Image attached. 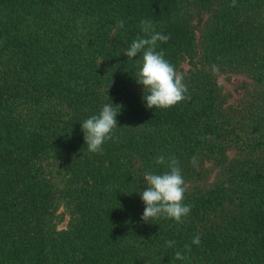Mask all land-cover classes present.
I'll return each instance as SVG.
<instances>
[{
    "label": "trees",
    "instance_id": "16d2710c",
    "mask_svg": "<svg viewBox=\"0 0 264 264\" xmlns=\"http://www.w3.org/2000/svg\"><path fill=\"white\" fill-rule=\"evenodd\" d=\"M232 2L0 0V264H264V0ZM142 20L170 36L156 50L190 101L146 107L142 53L125 54ZM226 71L251 79L238 104L217 81ZM105 104L118 127L92 153L81 124ZM160 155L179 161L183 224L142 220Z\"/></svg>",
    "mask_w": 264,
    "mask_h": 264
},
{
    "label": "clouds",
    "instance_id": "9594fccd",
    "mask_svg": "<svg viewBox=\"0 0 264 264\" xmlns=\"http://www.w3.org/2000/svg\"><path fill=\"white\" fill-rule=\"evenodd\" d=\"M235 3L236 0H233L232 6H235ZM118 25L123 28L124 21H119ZM141 31L144 36L133 40L125 54L131 59L142 53L143 63L137 73L136 81L144 88L143 100L146 102V107L170 109L182 101H190L191 96L184 83V76L165 59L162 51L156 50L157 42L166 43L170 36L155 32L153 24L148 20L141 21ZM213 69L215 70V66ZM119 113L112 104H105L98 115H92L81 124L90 152L102 153L105 142L114 139ZM155 163L165 165L167 170L162 173H145L147 188L140 191L146 205L142 220L147 223L153 219L167 218L183 224L191 212V205L184 203L187 185L179 161L175 157L166 160L164 155H160ZM191 163L193 166L198 164L195 156L192 157ZM192 243L199 245L200 236H195ZM167 245L173 247L175 241H167ZM176 259L183 260L184 256L177 252Z\"/></svg>",
    "mask_w": 264,
    "mask_h": 264
},
{
    "label": "rangeland",
    "instance_id": "374dc122",
    "mask_svg": "<svg viewBox=\"0 0 264 264\" xmlns=\"http://www.w3.org/2000/svg\"><path fill=\"white\" fill-rule=\"evenodd\" d=\"M207 17V15H202L201 19L198 21V24L201 25L203 20ZM197 21H195L196 23ZM188 65L186 62L182 64V70H187ZM217 81L220 84L222 90L227 95L228 103L238 104L241 99L245 96V90H249L251 88V79L240 72H217ZM247 88V89H246ZM233 151L229 152L231 156ZM51 167V177L55 181L57 185H62L64 183L65 178V167L56 161H52L49 164ZM55 215L57 218L56 226L58 229L65 228L69 215L66 210V207L63 201H59L56 204Z\"/></svg>",
    "mask_w": 264,
    "mask_h": 264
}]
</instances>
